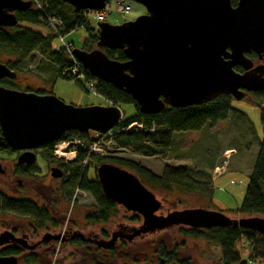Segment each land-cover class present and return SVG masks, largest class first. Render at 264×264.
Instances as JSON below:
<instances>
[{
	"label": "water",
	"instance_id": "obj_1",
	"mask_svg": "<svg viewBox=\"0 0 264 264\" xmlns=\"http://www.w3.org/2000/svg\"><path fill=\"white\" fill-rule=\"evenodd\" d=\"M60 1L75 13L103 12L110 1H131L144 7L145 14L134 20L118 25L98 24L93 50H71L72 57L91 77L129 95L142 115L158 114L165 107L203 105L220 95H232L240 101L243 89L264 90V66L253 68L252 60L245 56L251 51L258 55L264 52V0H238L236 7L231 6L230 0ZM31 6L32 2L26 0H0V27H15V13ZM103 48L121 50L126 61L108 58ZM235 66L245 72L235 73ZM15 78L16 72L0 62V81ZM261 110L264 112V106ZM120 119L121 111L114 104L76 107L53 94L0 86V132L13 150L57 143L69 131L107 133ZM28 154L24 161L33 163V154ZM95 175L108 200L141 219L137 227L117 225L107 240L96 236L83 239L76 232L73 235L98 249L109 250L118 240L131 243L134 238L179 227H237L264 235V218L260 216L230 218L221 211L204 208L158 214L163 209L162 201L136 175L117 165L102 163ZM51 176L59 178L61 173L52 168ZM49 237L56 241L60 235ZM10 238L7 231L1 232L0 247ZM0 264L18 263L14 256H0Z\"/></svg>",
	"mask_w": 264,
	"mask_h": 264
},
{
	"label": "rangeland",
	"instance_id": "obj_2",
	"mask_svg": "<svg viewBox=\"0 0 264 264\" xmlns=\"http://www.w3.org/2000/svg\"><path fill=\"white\" fill-rule=\"evenodd\" d=\"M127 4L130 6V13L120 15L112 12L115 8V2L110 1L104 10L106 16L104 22L118 25L145 14V9L142 5L131 1H127ZM94 16V13H90L88 20L94 28H97L101 22L95 21ZM21 25L30 30H35L43 36L49 35L47 28L42 25L25 23ZM84 38H86V31L81 27L66 34L64 41L75 48H82ZM52 46L54 49H59L61 44L57 39H54ZM29 58H32L31 62ZM29 58L21 68L13 69L18 74L15 80L5 79L0 82V86L15 90H23L24 86H27V89L41 92V94L51 93L64 103L76 107L109 105L98 94L86 93L83 90L84 85L81 80L56 78L57 69L49 65L38 52H31ZM5 59H7L5 55H0L2 62ZM52 75L54 76L49 79ZM226 101L230 108L223 121H217L214 124L206 123L197 131L171 132L167 146L161 145L158 147V153L154 156L138 155L131 150L116 147L111 139L113 137L112 131L103 136L96 135V137L94 136L95 139L93 137H89L92 139H87L80 136L86 144L90 140L91 142L98 140L99 145L104 150L101 155L89 154V151H86V158L79 165L81 168L78 169V165L74 164L72 172L76 173L79 170L80 174L86 173L87 178L91 179L94 177L93 167L97 165L98 160L103 158L132 163L136 167L148 170L158 178L163 176L166 168H186L189 178L185 179L186 184H182L183 187H186L185 191L177 190V192L169 193L159 188L152 191L156 198L162 201L163 209L159 212L160 214L185 208H204L221 211L230 218H241L243 216L236 213H238L243 201L249 176L253 172L258 151L264 141L263 115H261L258 105L252 103L249 99L242 101L227 99ZM258 102V104H264V98L258 99ZM116 106L121 111L122 121H127L134 117L133 105L117 104ZM155 130L151 129L150 132L152 133ZM166 131L168 129H160V132ZM53 147L55 150H61L60 143L53 145ZM226 149H232L228 156L224 155ZM57 155L64 159L72 160V154H63L60 151ZM88 158L89 160L87 161ZM72 162L74 163L75 161ZM72 162L68 161V163ZM113 165H117L139 177L136 170L131 167L120 164ZM67 169L69 170V168ZM216 169L218 170L216 171ZM140 181L149 188L142 179ZM50 184L56 187V183L52 184L51 181ZM0 185V190L5 194L3 196L8 197L10 192L3 185V182H0ZM71 185L72 181L69 188H63L67 199L64 211L66 215L76 219L80 225L84 219L85 212L92 211L96 207L97 199L91 194L80 191L77 187L72 190ZM28 196L31 197L32 195L28 194ZM72 201L74 202L73 205H71ZM118 208L119 211L116 217L106 224L92 227L91 231L103 238V231L107 232L108 237H110L112 229L119 224L128 228L137 227L141 224L140 221L133 220L134 216H136L135 214L126 212L120 207ZM19 219L21 220L17 214L10 211L3 213L0 210V231L4 230L6 221L10 223V220ZM162 240L174 246L181 241V235L177 233L176 229H172L158 235L133 240L132 244H129L130 247H128L127 254H134V252L139 251L140 248L146 246L150 241ZM134 242L136 245H133ZM184 244L183 247L178 249L177 254L178 258L185 260L187 264H222L218 246L202 238L187 239ZM243 247L244 249L241 248V257L244 264H263L249 257V250L246 244ZM84 252L86 250L80 246L67 245L50 253H53L54 264H88L89 255H85ZM49 254L44 257V261ZM24 256L19 257L18 264H24Z\"/></svg>",
	"mask_w": 264,
	"mask_h": 264
},
{
	"label": "trees",
	"instance_id": "obj_3",
	"mask_svg": "<svg viewBox=\"0 0 264 264\" xmlns=\"http://www.w3.org/2000/svg\"><path fill=\"white\" fill-rule=\"evenodd\" d=\"M32 6L24 12H16L18 24L13 28L0 27V55H5L7 59L1 61L10 69L21 68L29 54L33 51L41 54L49 65L57 69L56 78L65 80H78L70 76H63L62 70L71 66L70 56L65 52L62 46L59 49L53 48L56 36L50 31L45 23V16L58 19L62 22V27L58 28L61 35H66L78 28H84L86 38L83 39L82 50L91 51L95 48L97 42L98 28H94L85 17L86 11L75 13L73 8L60 0H31ZM42 25L49 31L48 36L23 27L21 24ZM74 48V47H73ZM102 51L108 58L118 61H126L121 50H109L103 48ZM30 62L32 58H29ZM87 79L96 81L97 94L104 98L109 104H126L134 106V117L127 121H122L112 130L113 143L118 148L131 150L133 153L143 156H154L158 153V147L167 146L171 132L197 131L204 124H214L217 121H223L229 107L227 97H219L214 102H209L200 106H189L185 108L165 107L158 114L142 115L137 105L131 97L121 90L115 89L112 85L99 82L91 77L83 69ZM54 75L50 76L51 79ZM48 79V80H49ZM83 86V85H82ZM83 90L88 91L83 86ZM51 94V93H50ZM132 122H140L143 126L141 131L126 130L127 125ZM151 129H156L150 132ZM160 129H168L166 132H160ZM104 133L88 131L81 133L80 136L89 137L100 136ZM95 139V138H94ZM2 149V147L0 148ZM75 164L78 169L86 158V152L77 151ZM89 158L87 159V161ZM102 163H113L128 166L136 170L139 180H143L152 192L154 189H162L169 193L177 190H186L182 184H186L188 179L186 168H166L163 176L158 178L148 170L136 167L132 163L122 162L120 160L100 159L94 169V177L88 179L86 173L80 174L79 170L73 174L71 189L77 187L80 191L93 195L97 199V205L92 212L86 215V220L99 224L107 223L116 217L120 206L114 204L102 194L100 184L96 178L95 170ZM141 182V181H140ZM143 184V183H142ZM144 185V184H143ZM190 185V181H189ZM146 187V185H144ZM213 189V188H212ZM11 203L7 197L3 196L0 190V210L4 213L10 211ZM121 208V207H120ZM134 214V213H132ZM237 215L243 217L260 216L264 218V141L261 143L258 151L256 163L253 172L249 176L244 198ZM136 215V214H135ZM133 220L140 221L139 216H134ZM181 235V241L174 246L166 241H150L146 246L140 248L134 254H127L129 244L120 241L117 246L109 250H99L91 248L85 243L76 240L75 243L86 248L85 255H89L88 264H187L185 260L178 258V249L183 247L187 239L202 238L205 241L216 245L220 249L222 264H240L244 262L241 257V248L246 244L249 250V257L264 264V235L256 231L237 228V227H218L208 230H195L190 228H175ZM165 232V231H164ZM163 233V232H162ZM158 235V234H155ZM108 237L106 233L103 234ZM153 236V235H152ZM149 237V236H148ZM245 242V243H244ZM243 244V245H242ZM133 245H136L135 242ZM132 246V245H131ZM19 250L6 249L0 252V255H20ZM51 254V253H50ZM44 261V256L39 257L35 254L25 255L24 264H54L53 253ZM84 255V256H85Z\"/></svg>",
	"mask_w": 264,
	"mask_h": 264
},
{
	"label": "flooded vegetation",
	"instance_id": "obj_4",
	"mask_svg": "<svg viewBox=\"0 0 264 264\" xmlns=\"http://www.w3.org/2000/svg\"><path fill=\"white\" fill-rule=\"evenodd\" d=\"M230 2L232 7H236L238 0H230ZM245 56L252 60L253 68L259 65L264 66V52H261L260 55H258L256 52L251 51L250 53H245ZM259 56H261L262 59H259ZM233 70L238 74H243L245 72L241 66H235ZM257 75L261 74L257 73ZM17 77L18 74L16 73V78ZM261 77L264 78V75ZM24 87L25 88L20 91L36 92L41 94V92L27 89V86ZM242 92L244 95L240 101L249 99L252 103H255L260 108L261 115H263L264 130V112L261 110V107L264 106V104H258V99L264 98V90L246 91L243 89ZM222 96H225L231 100H235L232 95H220L219 97ZM219 97H217L215 100H217ZM231 109L236 110L237 108ZM103 135L106 134L104 133L100 136ZM53 145L54 143H50L41 145L34 149L13 150L7 146L0 132V148L2 147V149H0V168L2 169V173L0 174V182H3V185H5L10 192V195L8 197L6 196L11 203L10 212L19 215V218H21V220H10V223L6 221L4 230L0 231V233L7 231L11 235L9 242L0 247V252L6 249H13L19 250L21 254L17 256L0 255L1 257L14 256L17 258V263L20 256L28 254H35L39 257H45L50 252H53L60 247L67 245L79 246L75 243L76 240L85 243L91 248L95 247L98 249L96 245L86 242L82 240V238H73L75 232L82 234L83 239H92L94 236H96L98 239L107 240L103 236L104 233L108 235L107 232H102V238L99 234L91 231L92 227L96 225L106 224H95L86 220V215L93 210L85 212L83 217L84 219L80 225L77 223L76 219H73L69 215L65 214L64 208L67 199L66 194L63 192V188L70 187L73 174L75 175V173L72 172V167L75 163H68L64 161L63 157H56V150L54 148L55 146L53 147ZM28 153L33 154V163H27L24 161L25 158L28 157ZM52 168L60 172L61 177L53 178L51 176ZM67 168H69V170ZM50 180L52 181V184L56 183V187H53L50 184ZM28 194L32 196L30 197ZM3 195L5 194L3 193ZM73 203L74 202L72 201L71 205H73ZM126 229L128 228L126 227ZM126 233H128V230ZM57 235H60V237L56 241L49 237ZM140 238L141 237L134 238L133 240ZM133 240L131 241V244ZM120 241L122 240H118L117 244ZM117 244L115 246H117ZM80 247L86 250V248L83 246Z\"/></svg>",
	"mask_w": 264,
	"mask_h": 264
},
{
	"label": "built area",
	"instance_id": "obj_5",
	"mask_svg": "<svg viewBox=\"0 0 264 264\" xmlns=\"http://www.w3.org/2000/svg\"><path fill=\"white\" fill-rule=\"evenodd\" d=\"M115 2V8L112 12L120 14V15H127L130 13V6L127 4V1H114ZM106 8V7H105ZM105 11L103 12H85V17L88 19V15L90 13H94V19L97 22H103L105 21ZM109 12V11H108ZM111 11L109 13H112ZM45 23L49 26L50 31L55 34L56 39L60 42L62 48L65 50V52L70 56L72 64L70 67L65 68L62 70L61 74L63 76H70L73 78H76L78 80H81L83 82V85L85 89L88 92L96 93L97 94V84L96 81L94 80H89L86 78L82 66L72 57L71 55V50H72V45L65 43L64 38L65 35H61L58 28L62 27V22L58 19L45 16ZM142 124L140 122H132L129 125H127L126 130H131V131H141L142 130ZM71 136V137H70ZM70 137V138H69ZM88 144L85 143L84 140L81 139L80 134L77 132H67L63 136V141L60 144L61 147V152L63 154H72V160H74L77 157V150L79 149L80 151H89L90 153H94L97 155H101L103 152V147L99 145L98 140L96 141H89L87 142ZM59 150H56V157L60 158L61 156L57 155ZM65 161L72 162L70 159H64Z\"/></svg>",
	"mask_w": 264,
	"mask_h": 264
},
{
	"label": "bare ground",
	"instance_id": "obj_6",
	"mask_svg": "<svg viewBox=\"0 0 264 264\" xmlns=\"http://www.w3.org/2000/svg\"><path fill=\"white\" fill-rule=\"evenodd\" d=\"M232 152V149H226L224 155L228 156ZM218 169H216L217 171Z\"/></svg>",
	"mask_w": 264,
	"mask_h": 264
}]
</instances>
